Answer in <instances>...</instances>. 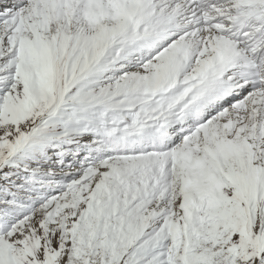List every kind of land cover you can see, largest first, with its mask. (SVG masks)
<instances>
[{"label": "snow or ice", "instance_id": "1", "mask_svg": "<svg viewBox=\"0 0 264 264\" xmlns=\"http://www.w3.org/2000/svg\"><path fill=\"white\" fill-rule=\"evenodd\" d=\"M0 264H264V0H0Z\"/></svg>", "mask_w": 264, "mask_h": 264}]
</instances>
